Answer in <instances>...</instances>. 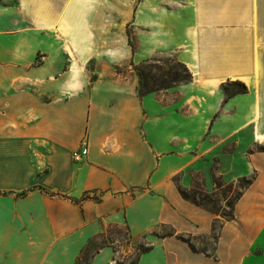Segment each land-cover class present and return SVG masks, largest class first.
Masks as SVG:
<instances>
[{
    "label": "crops",
    "instance_id": "1",
    "mask_svg": "<svg viewBox=\"0 0 264 264\" xmlns=\"http://www.w3.org/2000/svg\"><path fill=\"white\" fill-rule=\"evenodd\" d=\"M173 53L193 80L140 97L134 65ZM229 80L249 92L224 102ZM248 128L264 130V0H0V264H78L113 227L210 235L217 216L173 178ZM260 156L213 253L154 235L137 264H264Z\"/></svg>",
    "mask_w": 264,
    "mask_h": 264
},
{
    "label": "rangeland",
    "instance_id": "2",
    "mask_svg": "<svg viewBox=\"0 0 264 264\" xmlns=\"http://www.w3.org/2000/svg\"><path fill=\"white\" fill-rule=\"evenodd\" d=\"M160 61L163 64L172 62V66H176V63L180 62L175 53L160 58ZM92 68L93 65L88 66L90 74H92ZM67 148L68 144L62 146L61 153H64ZM258 153H264V130L261 134H258L253 128H248L235 136L229 137L211 156L200 160L197 165L185 170L181 174L179 184L190 194L197 188L206 194H217L215 205L222 214H230L229 201L234 198L238 191L240 179L254 178L255 180L260 176L259 170L256 169L253 163L255 155ZM256 163L259 169L264 172V156H260ZM219 183L224 188L217 190V184ZM248 200L239 206L240 214H246L250 203ZM216 225L219 228L221 223ZM166 232H169V229L165 228L161 231V233ZM102 235L105 237L96 240L95 245H101L108 242V240L112 242L113 245L110 248L114 253L111 264L117 262L120 264L129 263L136 257L141 247H145L156 239L152 234L137 235L130 239L125 227L119 229L106 228ZM190 243L197 252H207L208 254L213 253L217 245L214 238L209 234L192 237ZM91 249L92 255L93 248L91 247Z\"/></svg>",
    "mask_w": 264,
    "mask_h": 264
},
{
    "label": "trees",
    "instance_id": "3",
    "mask_svg": "<svg viewBox=\"0 0 264 264\" xmlns=\"http://www.w3.org/2000/svg\"><path fill=\"white\" fill-rule=\"evenodd\" d=\"M172 62H166L163 64L160 60H147L146 62L140 65H134V70L139 77V95L143 97L145 95L156 93L164 90H169L171 88L187 84L193 80V75L188 69V67L183 64L182 62H177L176 66L171 65ZM223 90L225 92V100L224 102L228 101L229 99L233 98L236 95L240 94H247L249 89L244 82L239 80L235 81H228L223 84ZM182 174V173H181ZM181 174L175 176L173 178L174 183L177 185L180 195L182 198L196 206L206 209L207 211L213 213L217 216L214 220L211 230V236L214 238L215 242L218 240L219 232L224 222L232 221L235 218L234 210L237 202L243 196L245 190L253 183L254 178L247 179L241 178L239 181V189L236 192L234 198L229 201V208L230 214H222L220 209L215 205V198L217 194H206L200 189L193 190L190 194L179 184V180ZM216 184V183H215ZM224 188L222 184H217V190ZM223 196L225 197L224 193ZM93 198L94 200H99L96 197H93L90 193L86 194L84 199ZM214 205V206H212ZM222 220V221H221ZM217 223H221L219 228L217 227ZM118 228V227H113ZM130 239L134 238L130 232V228L128 226L125 227ZM162 228H169L167 226H162ZM119 229V228H118ZM154 235L163 238L167 236H177L178 239L188 243L193 251L196 249L191 245L190 239L191 236H185L181 234H177L173 228H169V232L166 233H154ZM104 235H100L96 240L104 238ZM91 242V244L82 252L81 256L78 259V264H89L93 254L91 255V247L93 248V253L98 252L100 249L104 248L105 246L113 245L111 241L104 242L101 245H95V241ZM151 250V245L148 244L145 247H141L139 249V253L136 257L131 260L127 264H137L140 257ZM120 264V263H116Z\"/></svg>",
    "mask_w": 264,
    "mask_h": 264
},
{
    "label": "built area",
    "instance_id": "4",
    "mask_svg": "<svg viewBox=\"0 0 264 264\" xmlns=\"http://www.w3.org/2000/svg\"><path fill=\"white\" fill-rule=\"evenodd\" d=\"M88 154H89L88 140L83 139L80 148L73 152V159L75 162H81L88 156Z\"/></svg>",
    "mask_w": 264,
    "mask_h": 264
}]
</instances>
